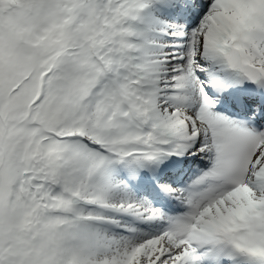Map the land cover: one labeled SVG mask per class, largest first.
<instances>
[{
  "label": "snow or ice",
  "instance_id": "6c2138e0",
  "mask_svg": "<svg viewBox=\"0 0 264 264\" xmlns=\"http://www.w3.org/2000/svg\"><path fill=\"white\" fill-rule=\"evenodd\" d=\"M0 264H264V0H0Z\"/></svg>",
  "mask_w": 264,
  "mask_h": 264
}]
</instances>
